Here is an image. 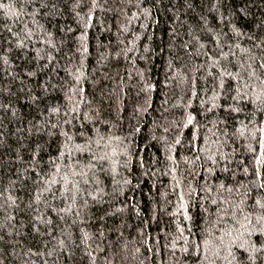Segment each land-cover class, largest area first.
Segmentation results:
<instances>
[{"label": "trees", "instance_id": "obj_1", "mask_svg": "<svg viewBox=\"0 0 264 264\" xmlns=\"http://www.w3.org/2000/svg\"><path fill=\"white\" fill-rule=\"evenodd\" d=\"M0 4V264H227L204 239L264 198V0Z\"/></svg>", "mask_w": 264, "mask_h": 264}, {"label": "snow or ice", "instance_id": "obj_2", "mask_svg": "<svg viewBox=\"0 0 264 264\" xmlns=\"http://www.w3.org/2000/svg\"><path fill=\"white\" fill-rule=\"evenodd\" d=\"M3 4H0V8H3ZM216 63H219L218 61ZM264 67V65H261ZM224 75H232L231 73H223ZM238 75V74H237ZM254 75V73H253ZM260 83L264 85V80H261ZM252 87L249 84H245L244 88L247 89ZM237 96L234 99L241 98L244 93L241 92L240 88H237ZM255 92V88H253ZM261 96H264V89H262L261 93L256 96V101L259 102ZM238 110V109H233ZM189 123H191V118L189 119ZM261 132H264V128L259 129ZM237 131L243 135L244 127L237 129ZM71 140V137H68ZM77 150L81 149L82 146L77 145ZM261 153L260 156L256 158L255 163L257 165H261L264 167V138L261 139L260 142ZM252 151H255L254 149ZM71 153H69L70 155ZM61 155H64L62 152ZM247 168H245V172H247ZM56 173H60V168H56ZM86 174V173H85ZM80 175L79 172H66L62 176H60V180L63 181L62 187L64 189L63 194L74 192L76 188V184L79 181H74L71 177H75ZM255 175L257 176L258 188L264 190V176H261L260 168L256 169ZM48 183L55 184L57 183L56 179L53 178L48 181ZM256 183V182H254ZM72 185V188H69V185ZM223 188V186H221ZM227 191L231 192L233 189L228 188ZM239 191V189H237ZM249 193L245 192L244 196H248ZM215 203V201H213ZM231 204L230 201H224ZM245 204V200L241 199L239 203L235 204L232 207L231 214L229 215V211L227 209L221 210L220 220L222 221V230L219 235L208 236L204 239L203 245L209 248V251H213V255L216 259L227 261V264H232V262L236 259V254L233 252V248H240L247 251V259L255 264L256 253L264 251V248H256L250 238L253 236L256 231V226H260L261 234H264V198L256 199L254 203L248 208H251V211L247 210L246 207H242L241 205ZM64 211H68L69 209H63ZM62 243V242H61ZM199 247V246H198ZM225 253V254H222ZM206 254V253H205Z\"/></svg>", "mask_w": 264, "mask_h": 264}, {"label": "rangeland", "instance_id": "obj_3", "mask_svg": "<svg viewBox=\"0 0 264 264\" xmlns=\"http://www.w3.org/2000/svg\"><path fill=\"white\" fill-rule=\"evenodd\" d=\"M238 192H236V194H237Z\"/></svg>", "mask_w": 264, "mask_h": 264}]
</instances>
